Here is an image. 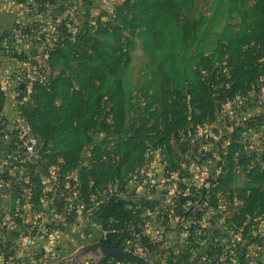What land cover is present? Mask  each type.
Instances as JSON below:
<instances>
[{"label":"rangeland","instance_id":"374dc122","mask_svg":"<svg viewBox=\"0 0 264 264\" xmlns=\"http://www.w3.org/2000/svg\"><path fill=\"white\" fill-rule=\"evenodd\" d=\"M258 6L264 8V0L50 2L41 24L60 32L48 74L54 107L31 130L41 149L52 144L55 156L52 264H94L105 256L87 247L100 238L93 221L99 202L120 196L142 177L153 178L160 165L178 158L185 140L189 157L208 158L217 138L212 121L226 138L230 127L236 130L237 140L247 144L241 143L243 157L254 151L263 156L264 176V20ZM260 116L262 128L250 131ZM224 163L232 191L219 213L236 218L238 209L251 206L257 210L247 219L263 221L242 227L250 230L249 239L260 237L255 259L235 258L237 246L228 241L224 250L234 253L225 264H264V179L245 181L229 157ZM238 176L245 186L234 190ZM206 248L200 244L202 252Z\"/></svg>","mask_w":264,"mask_h":264},{"label":"crops","instance_id":"0c3cea01","mask_svg":"<svg viewBox=\"0 0 264 264\" xmlns=\"http://www.w3.org/2000/svg\"><path fill=\"white\" fill-rule=\"evenodd\" d=\"M34 1L36 0H0V40L3 33L17 23H43L48 17L47 6L50 2L46 0L43 9L34 13L30 10V3ZM42 40L39 49L49 45L47 38ZM21 66L22 62L9 56L0 43V86L5 97L0 105V115L12 123L21 122L16 108V100L20 98V94L16 92L9 77ZM211 125L217 138L211 140L212 149L205 148L210 151L208 158L200 159L193 154L189 157L187 142L190 140H185L180 145L177 159L169 158L168 162L160 165L153 178L142 177L121 192V198L136 204L133 214L145 224L144 237L127 241L126 249L138 252L157 264H194L196 258L213 259L217 264L221 260L225 264L226 260L233 258L234 253L232 250H224L229 241L237 246L235 258L255 259L252 253L255 254L257 245L261 244H257L260 237L255 235L249 239L250 230H242V227L255 228L261 226L263 221L246 219L237 223L235 214L226 217L224 213H219L226 206L227 194L232 191L225 185L227 170L224 160L228 158L232 142L238 141L236 131L230 127V135L226 138L216 122L212 121ZM258 128L262 127L255 126L250 131ZM258 131L261 133L262 130ZM240 142L247 146L243 139ZM3 143L0 140V160L6 163L2 178L0 175V264H52L55 253L51 252L55 251L56 237L53 225L56 220V191L52 144H47L46 151H41L37 162L33 164L18 150H7L8 145L3 146ZM258 144L260 142L256 145ZM199 147L201 151L203 145ZM180 158L182 161H179ZM208 159L212 161L208 162ZM235 178L238 186L233 189H243L246 175L243 174V181L241 176ZM186 184L192 186L191 192L186 195L187 200L178 210L172 208V198L180 189L187 187ZM199 210L202 211L201 218L194 220L193 214ZM93 221L100 233V238L94 243L101 242L106 230L95 217ZM210 230L216 235L210 237ZM201 232L205 233L203 238ZM63 235L65 236V232ZM201 243L207 247L206 252L200 250ZM98 261L94 264H98ZM214 261L212 264H215ZM123 263L126 264L123 260L113 261V264ZM254 263L257 264L256 261Z\"/></svg>","mask_w":264,"mask_h":264},{"label":"trees","instance_id":"16d2710c","mask_svg":"<svg viewBox=\"0 0 264 264\" xmlns=\"http://www.w3.org/2000/svg\"><path fill=\"white\" fill-rule=\"evenodd\" d=\"M40 8L39 10L43 9L45 5L46 0H36ZM52 0H49L51 2ZM263 13V20H264V8L261 6H258V13ZM31 25L35 26L38 25V22H31ZM62 33L64 34V30H62ZM59 41V40H58ZM56 42L53 47L49 49V57L48 61L50 65H53L54 61H56V54L59 51L60 45L59 42ZM14 57H17L20 60H26L28 57L25 54H13ZM52 80V77L48 78V81L46 84H36L33 88V93L30 95V100L28 99L25 101V103L21 106V109L24 111V114L27 118V120L31 123L32 127H36L34 125L35 122H38L44 112L49 111L51 108L54 107V85L52 82L49 84V82ZM194 96V95H193ZM195 98V96H194ZM4 92L0 86V105L4 102ZM204 105V104H203ZM202 105V106H203ZM201 106V103L199 104V107ZM202 108V107H201ZM205 115V114H204ZM207 115V114H206ZM262 116L259 117V119L255 118L254 127L260 126ZM5 119L3 116L0 115V131L3 127L2 121ZM258 120V122H257ZM37 129V128H36ZM236 131V130H235ZM47 145L43 146L41 151H46ZM244 146L239 141H234L231 144L230 147V153L228 155L230 162H231V168L235 170V168L238 170V168H241L244 174L249 177L251 180H256L257 178H260L259 180H263L264 176L261 174L262 169V163H263V156L260 154L258 155L255 151L251 155V158L243 157V155L248 156L245 154ZM239 160L242 161V164L239 163ZM3 175H1L2 178ZM251 177H254L251 178ZM247 188L243 191L246 192ZM240 192V193H243ZM178 200V207L177 210L181 207V205L184 204L185 200H187L186 196H179ZM257 205V203H255ZM135 203L131 200H127L125 198H121L117 194H113L109 196L107 199H105L103 202L100 201L99 204L94 209V217L97 221L102 223L104 230H106L105 238L101 240V242L108 247H119V248H126V242L127 241H133L136 238L131 235L129 229L134 227L136 229L141 230L142 234L140 238L144 237V230H145V224L144 222L137 220L134 216L133 212L135 210ZM257 209L250 207H244L240 209V213L234 217L235 221L237 223H240L247 219V214L255 212ZM202 211L199 210L195 214H193L194 220H199L201 218ZM141 228V229H140ZM110 259L116 260H124L122 257H113V256H103L99 259L98 264H113V261ZM243 260V258H242ZM112 261V262H111Z\"/></svg>","mask_w":264,"mask_h":264},{"label":"built area","instance_id":"2783aa9c","mask_svg":"<svg viewBox=\"0 0 264 264\" xmlns=\"http://www.w3.org/2000/svg\"><path fill=\"white\" fill-rule=\"evenodd\" d=\"M40 5L37 1L30 3V10L34 13H39ZM31 23V22H30ZM30 23H17L10 30L3 33L0 43L3 50L11 57L14 53L25 54L28 59L18 60L22 62L19 70L13 72L9 81L15 86L16 92L20 94V98L16 100V108L21 117V122H10L7 118L2 121L3 127L0 131V140L3 146L8 145L7 150H18L21 155L25 156L30 163L35 164L41 152L40 138L31 130V123L27 120L21 106L33 93V88L36 84H46L49 74V49L55 45V40L60 35L59 30L46 29L42 24L31 25ZM49 37V45L39 49L38 46L42 43L43 38ZM52 38V39H51ZM6 163L0 160V175L4 173ZM242 171L241 168H238ZM191 192L190 187L180 189L176 196L171 201V207H178L179 196H186ZM141 229V228H140ZM132 236L139 239L142 234V229L134 227L129 229Z\"/></svg>","mask_w":264,"mask_h":264},{"label":"water","instance_id":"95a60500","mask_svg":"<svg viewBox=\"0 0 264 264\" xmlns=\"http://www.w3.org/2000/svg\"><path fill=\"white\" fill-rule=\"evenodd\" d=\"M87 247L91 250H95V251L99 250L105 256H113V257L118 256L138 264H154L150 260L146 259L142 255L130 249L119 248V247H108L105 246L102 242L89 244Z\"/></svg>","mask_w":264,"mask_h":264}]
</instances>
